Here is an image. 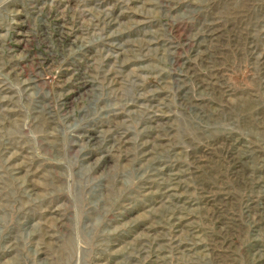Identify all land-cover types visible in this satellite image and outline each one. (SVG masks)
I'll return each mask as SVG.
<instances>
[{
  "label": "rangeland",
  "instance_id": "obj_1",
  "mask_svg": "<svg viewBox=\"0 0 264 264\" xmlns=\"http://www.w3.org/2000/svg\"><path fill=\"white\" fill-rule=\"evenodd\" d=\"M0 264H264V0H0Z\"/></svg>",
  "mask_w": 264,
  "mask_h": 264
}]
</instances>
